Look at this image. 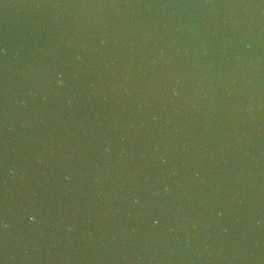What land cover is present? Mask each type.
<instances>
[{"label": "water", "instance_id": "obj_1", "mask_svg": "<svg viewBox=\"0 0 264 264\" xmlns=\"http://www.w3.org/2000/svg\"><path fill=\"white\" fill-rule=\"evenodd\" d=\"M0 264H264V0H0Z\"/></svg>", "mask_w": 264, "mask_h": 264}]
</instances>
